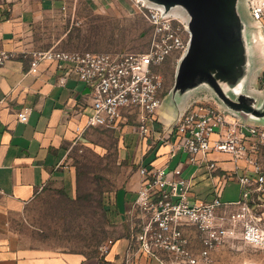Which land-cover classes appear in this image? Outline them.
<instances>
[{
    "label": "crops",
    "instance_id": "crops-1",
    "mask_svg": "<svg viewBox=\"0 0 264 264\" xmlns=\"http://www.w3.org/2000/svg\"><path fill=\"white\" fill-rule=\"evenodd\" d=\"M93 1L99 5L106 0ZM67 6L66 0H0V52L16 55L5 66H0V264H150L138 251L137 243L133 254L129 251L136 233L147 222L135 207L141 187L140 176L134 191H122L116 198L112 212L120 221L121 234L104 260L82 253L34 247L15 229L16 219L48 187L56 186L67 192L74 190L76 173L72 161L82 146L91 145L88 140L91 132L104 129L92 128L84 134L78 133L77 128L85 127L92 114V86L77 80L70 65L43 63L38 73H29L30 54L60 49L66 34L59 33V28L63 25ZM180 17L187 18L185 15ZM240 21L243 28L239 33L237 66L230 83L226 84L232 86L233 91L228 93L224 89L231 101L243 103L242 109L236 110L241 119L264 129V90L261 85L264 39H260L264 32L251 34L246 23ZM253 24L257 27L254 21ZM178 55L180 62L181 55ZM178 55L170 59L175 61ZM177 70L170 83L163 76L166 78L163 107L157 121L148 123V137L144 138L138 132V114L126 113L120 122L124 127L119 130L123 132V143L125 137L137 135V152L133 159L137 157L141 167L180 169L182 179L191 183L192 200L212 202L216 197L215 184L220 183L222 201L235 202L240 198L239 177L245 172L244 162H241V169H236L231 157L212 154L209 158L218 167L212 173L200 156L201 165L191 163L184 153L172 157L169 143L162 140L170 134L180 116L197 107H214L228 120H233V109L206 81L199 80L188 88H180ZM155 72L160 74V67ZM20 113L28 114L27 123L20 121ZM131 123H137L138 131ZM259 160L264 166V147L260 150ZM202 173L211 182L209 195L205 198L195 192V186L201 188L198 180ZM170 178L173 179V175ZM230 182L239 186V196L224 201L225 189ZM186 236L191 249L198 254L202 246L197 231L188 227Z\"/></svg>",
    "mask_w": 264,
    "mask_h": 264
},
{
    "label": "built area",
    "instance_id": "built-area-1",
    "mask_svg": "<svg viewBox=\"0 0 264 264\" xmlns=\"http://www.w3.org/2000/svg\"><path fill=\"white\" fill-rule=\"evenodd\" d=\"M137 7L153 28L151 47L147 52L93 53L50 49L30 54V74L38 73L43 63L70 65L72 75L92 86V114L83 128L119 127L124 114H138L139 133L149 135V122L157 121L163 103L165 79L157 74L159 68L173 54L186 52L191 36L186 24L161 8L139 4ZM253 21L264 32V0H247ZM16 57L0 52V66ZM264 90V71L261 76ZM20 121L27 123L28 114L20 113ZM228 120L218 109L197 107L183 114L170 134L162 139L169 143L170 154L188 155L190 162L200 164L202 157L209 172H216L212 154L232 158L236 169L246 164L239 177L240 198L235 202L222 201L221 184H215V199L203 202L191 199V183L182 179V171L141 167V187L135 207L147 222L134 237L129 248L133 254L136 243L139 252L150 264H214V253L228 243L241 238L253 249H264L263 218L257 214L264 208V166L259 154L264 147V129L251 126L232 116ZM214 137H217L216 139ZM173 175V179L170 176ZM197 231L201 249L196 254L186 236V228ZM112 241L102 247L109 254ZM129 253V254H130ZM256 264V263H250Z\"/></svg>",
    "mask_w": 264,
    "mask_h": 264
},
{
    "label": "rangeland",
    "instance_id": "rangeland-1",
    "mask_svg": "<svg viewBox=\"0 0 264 264\" xmlns=\"http://www.w3.org/2000/svg\"><path fill=\"white\" fill-rule=\"evenodd\" d=\"M66 1V16L59 28V33L63 31L66 36L59 50L143 53L150 49L153 28L138 9L136 0H106L104 5L102 1L95 5L93 0ZM176 13L184 16L181 9ZM238 15L249 32L257 34L246 0H240ZM171 57L160 66L159 72L169 83L180 59L179 55L175 61ZM210 71L217 77L215 68L210 67ZM130 125L138 131L137 123ZM122 127L119 124L115 129L93 130L87 136L91 145L82 146L72 161L76 173L74 190L48 187L16 219V232L25 241L34 247L105 259L108 254H104L102 247L110 241L115 245L121 234L120 221L112 212L116 198L122 191H134L140 176L141 164L137 157L133 159L137 135L125 137L124 146L123 132L119 131ZM198 183L201 188L195 186L196 194L207 197L210 180L202 173ZM225 192L224 201L234 200L239 196V186L230 182ZM257 214L263 218L264 227V208L258 209ZM213 259L214 264H264V249H253L238 238L220 248Z\"/></svg>",
    "mask_w": 264,
    "mask_h": 264
},
{
    "label": "water",
    "instance_id": "water-1",
    "mask_svg": "<svg viewBox=\"0 0 264 264\" xmlns=\"http://www.w3.org/2000/svg\"><path fill=\"white\" fill-rule=\"evenodd\" d=\"M138 2L145 6L161 8L165 13L178 18L181 17L176 10L183 11L187 16L183 21L191 39L177 68L179 87L185 89L196 81H206L233 109L232 116L245 122L236 111L242 109L243 103L231 101L224 89L226 88L227 92L233 91V87L230 88L226 84L230 83L235 72L240 51L239 33L243 28L238 15L240 0H138ZM256 29L258 32L262 31L258 26ZM260 39L263 40L264 36H260ZM210 67L215 68L217 77L212 74Z\"/></svg>",
    "mask_w": 264,
    "mask_h": 264
}]
</instances>
